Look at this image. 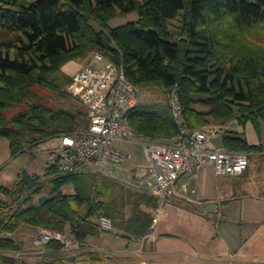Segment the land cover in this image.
Returning <instances> with one entry per match:
<instances>
[{
    "label": "trees",
    "instance_id": "obj_1",
    "mask_svg": "<svg viewBox=\"0 0 264 264\" xmlns=\"http://www.w3.org/2000/svg\"><path fill=\"white\" fill-rule=\"evenodd\" d=\"M134 11L136 21L109 24L118 13ZM93 51L122 66L137 86L157 84L168 94L175 86L192 128L210 119L221 126L231 120L256 128L264 123V0H0V138L7 139L12 157L88 126L79 101V107H54L46 91L75 99L62 90L71 78L61 67ZM128 124L146 139L177 134L170 103L138 102ZM222 145L258 148L233 130L224 131ZM44 175L47 184L23 169L13 186L0 184V252L22 250L12 233L23 224L63 232L87 247L101 232L102 214L128 241L144 236L154 220L143 204L156 207L158 198L132 185L61 174L54 162ZM40 194L48 197L43 203L36 202Z\"/></svg>",
    "mask_w": 264,
    "mask_h": 264
},
{
    "label": "built area",
    "instance_id": "obj_2",
    "mask_svg": "<svg viewBox=\"0 0 264 264\" xmlns=\"http://www.w3.org/2000/svg\"><path fill=\"white\" fill-rule=\"evenodd\" d=\"M92 59L76 75V84L80 86L76 97L86 109L88 126L58 136L59 141L49 149L50 161L57 163L58 173L117 177L122 161L128 158L117 141H138L144 145L149 162L139 186L133 187L150 186L162 202L169 200L179 178L206 166L218 175H240L246 171L249 152L213 146L210 132L188 125L175 86L169 92V103L177 134L169 142L159 143L132 130L128 112L138 104V86L126 77L122 66L104 54L96 52ZM127 184L131 185L129 181ZM98 224L104 233L113 230L112 219L107 215H100ZM53 240L66 248L80 247L63 232L51 229H42L36 242Z\"/></svg>",
    "mask_w": 264,
    "mask_h": 264
},
{
    "label": "crops",
    "instance_id": "obj_3",
    "mask_svg": "<svg viewBox=\"0 0 264 264\" xmlns=\"http://www.w3.org/2000/svg\"><path fill=\"white\" fill-rule=\"evenodd\" d=\"M77 67L75 63L68 67L66 64L65 69L75 71ZM216 127L207 130L213 146L223 147L225 130L242 133L249 144L258 146L249 152L246 171L240 175H218L211 166H206L179 178L171 197L164 202L144 189L143 192L158 198L156 207L143 204L156 221L144 236L129 241L115 232V236L105 241L111 249L117 244L122 251H129L133 244L139 243L135 248L137 255L162 264H190L192 258L208 261L238 254L264 258V123L256 128L250 121L241 126L231 120ZM218 135V140H214ZM121 150L128 158L122 161L119 172L128 177L132 186L138 185L148 163L127 165L125 161L130 154ZM98 237H90L89 242Z\"/></svg>",
    "mask_w": 264,
    "mask_h": 264
},
{
    "label": "rangeland",
    "instance_id": "obj_4",
    "mask_svg": "<svg viewBox=\"0 0 264 264\" xmlns=\"http://www.w3.org/2000/svg\"><path fill=\"white\" fill-rule=\"evenodd\" d=\"M137 18L138 16L136 11L127 14L118 13L109 21V24L111 26H117L126 22L136 21ZM96 52L98 51L91 52L85 58L70 59L61 67V72L71 78L70 82L66 84L62 90L71 94L75 97V99L72 97L68 99H61L57 94L46 91V94L50 97L48 100L49 104L54 107H71L73 104H77L79 107L80 104L78 103L76 96L80 86L76 84V75L81 69L93 62L92 58ZM74 63L75 65H78L75 71L65 69L66 64L68 67L70 64ZM138 89V102L151 105L169 103V94L160 85L146 84L138 86ZM18 109V107L8 109L7 115L11 116ZM198 109H206V107ZM200 128L204 130H215V128L217 129L218 127H216L215 122L210 119L209 124ZM219 136L220 135L214 137L213 139L218 140ZM147 139L164 143L167 139L170 140L171 138ZM58 141V137L53 138L52 140H48L31 149L29 152H24L17 157H12L7 139L0 138V184L8 187L13 186L17 180L18 173L23 169H25L29 174H40L42 176V181L46 182L48 177L47 175H44V171L47 165L51 162L49 158V149ZM116 144L121 149H124L125 152L130 154L129 160L125 161V164L130 166L132 164L144 165L149 162L144 145L141 142L117 141ZM127 178L128 177L125 176V174H121L119 172L118 176L114 179L127 184ZM45 184H47V182ZM144 189L152 191V188L148 185H144V188L142 189L138 188L139 191H143ZM65 191L70 192V189L67 188ZM129 212L130 207L128 206L127 215H129ZM40 231L41 229L30 225H21L15 232L12 233V236L22 243V250L14 252H0V264H162L153 259L143 260L142 256L137 255L135 248L139 246V243L133 244L129 251H122L121 246L117 244H115L117 247L111 249L105 241L110 240L112 236H115L114 234L116 232V228L114 227L112 232L109 233L101 231L99 237L97 236L98 238L90 240L87 247L79 244L80 247L77 248L78 250H76V248L73 249L66 247L52 249L48 246V243H38L36 240ZM3 256H8V258L13 259V261L4 263L5 261L2 260ZM190 264H264V258L254 257L249 254H238L228 256L223 259L211 258L207 261L198 257L192 258Z\"/></svg>",
    "mask_w": 264,
    "mask_h": 264
},
{
    "label": "water",
    "instance_id": "obj_5",
    "mask_svg": "<svg viewBox=\"0 0 264 264\" xmlns=\"http://www.w3.org/2000/svg\"><path fill=\"white\" fill-rule=\"evenodd\" d=\"M48 199L46 194H40L36 197V202L37 203H43Z\"/></svg>",
    "mask_w": 264,
    "mask_h": 264
}]
</instances>
